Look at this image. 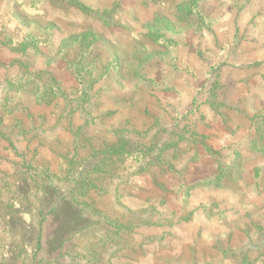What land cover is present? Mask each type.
I'll use <instances>...</instances> for the list:
<instances>
[{
	"label": "rangeland",
	"instance_id": "1",
	"mask_svg": "<svg viewBox=\"0 0 264 264\" xmlns=\"http://www.w3.org/2000/svg\"><path fill=\"white\" fill-rule=\"evenodd\" d=\"M79 1L0 0V264H264V0Z\"/></svg>",
	"mask_w": 264,
	"mask_h": 264
},
{
	"label": "trees",
	"instance_id": "2",
	"mask_svg": "<svg viewBox=\"0 0 264 264\" xmlns=\"http://www.w3.org/2000/svg\"><path fill=\"white\" fill-rule=\"evenodd\" d=\"M62 1H65L66 3L69 4V6H72L74 8H78V9H80L83 12L91 13V10L89 9V7L84 5V4H82L79 0H62ZM89 36L90 35L85 36L82 39V41H81L82 46H85L86 42H88Z\"/></svg>",
	"mask_w": 264,
	"mask_h": 264
}]
</instances>
